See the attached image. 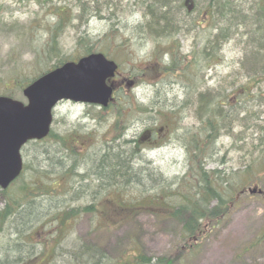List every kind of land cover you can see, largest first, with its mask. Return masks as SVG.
I'll return each instance as SVG.
<instances>
[{
    "label": "rangeland",
    "instance_id": "1",
    "mask_svg": "<svg viewBox=\"0 0 264 264\" xmlns=\"http://www.w3.org/2000/svg\"><path fill=\"white\" fill-rule=\"evenodd\" d=\"M102 1L98 0L102 6L95 14L89 6L87 10L83 6L86 11L82 12L75 0H0V95L8 93L14 99L25 102L22 90L32 79L62 59H77L82 55V49L92 44L120 66V74L112 83L118 88L123 86L124 91L118 89L117 96L122 97L120 91H123L125 98L105 109L61 101L53 110L52 131L65 137L76 150L78 156H71L69 160L70 164L73 159L77 161L79 171L84 167L83 153L88 155L87 159L90 157L92 163L93 153L112 137L132 136L135 131L142 133L140 137L145 135V138L139 140L145 149L141 156L147 161V166L142 163V167L158 172L148 173L146 178L149 183L183 176L187 171L186 153L179 136H182V127H188L191 132H194L192 128L197 129L198 136L200 125L195 118L197 105L194 107L191 102L192 91L236 92L237 97L241 98L244 92L251 91L254 97L261 96L262 100L256 98L257 103L254 104L251 94H244L248 110L241 122L244 127L237 123L232 135L226 130L222 131L215 142V149L209 151V159L219 160L223 156L227 160L224 166L218 167L233 178L235 203L230 205L228 213L214 229H206L198 244H193L192 252L184 255L178 264H264V199L255 194L259 189L264 192V173H252L253 178L249 182L245 177L238 180L239 175L235 174L251 162V157L256 156L252 151L254 138H258L259 131L263 129L256 118L261 116L260 121L264 122V80L249 81L248 76H241V71L231 74L232 67L246 56L242 45L245 39L243 28L240 29L239 38L222 41L217 46L211 45L210 54L215 52L217 56L204 62L201 51L213 35V19L208 13L198 15V0H187L181 9L178 26L172 25L174 30L169 32H172L170 36L159 37L149 33L142 24L147 21L144 14L147 0H113L110 8H105ZM82 2L88 4L87 0ZM59 7H63L64 12L55 15L54 11ZM77 15L83 18L82 22L73 19ZM80 37L82 40L78 43ZM194 47L198 51L197 64L196 67L190 66L187 74L189 80L175 75L176 72L165 73L163 68L172 62L171 55L177 60H183L187 55L192 60L190 56ZM181 68H184L183 64L179 66ZM156 92L162 99L154 96ZM164 96L165 102L172 103L174 108L175 105L176 108L180 106L181 112L179 108L175 112L170 107L173 114H161L157 125L148 128L162 126L165 127L164 131L152 138L150 130H142L141 123L149 119L151 102L162 103ZM129 99L138 104L137 111L131 112L128 107L122 111L118 108L126 105ZM162 109L168 110L165 106ZM127 125L130 127L128 132L120 130ZM242 130L248 139L246 145L239 144L233 138V135L238 138ZM53 140L48 138L45 145L29 143L24 146L23 160L30 165V172L39 169L36 166L38 162L43 169L58 168V158L54 157L57 147ZM44 150L48 154H41ZM63 157L66 161V157ZM216 164L210 160L207 167L211 169ZM40 171L43 172L37 173H46L45 179L35 172L24 173L25 185H30L32 178L37 183L49 181L55 189L52 194L57 201L51 199L50 194H41L36 198L40 203L33 209L27 208L26 214L38 220L30 227L26 239L31 242L28 245L34 252L16 264H68L76 259L82 244L98 248L96 257L100 259V264H135L139 254L152 257L154 262L158 257L175 256L179 250L191 247L184 244L179 236L180 227L174 220L131 209L129 200L145 191L140 192L132 187L126 192L106 188L99 194L79 199L76 194L74 197L72 192L67 193L71 186L78 185L77 176L71 180L64 173L54 175L50 174L53 173L51 170ZM83 183L95 186L92 179ZM13 188L11 186L10 189ZM253 189H257L255 193ZM95 195H98L94 199L95 212H80L72 219H65L61 227L54 225L56 221L53 217L59 211L78 210ZM57 202L63 206L59 207ZM57 230L58 233L64 231L59 234L63 240L58 245ZM5 237L0 236V249ZM35 253H38L36 257ZM93 262L90 259L88 264Z\"/></svg>",
    "mask_w": 264,
    "mask_h": 264
},
{
    "label": "trees",
    "instance_id": "2",
    "mask_svg": "<svg viewBox=\"0 0 264 264\" xmlns=\"http://www.w3.org/2000/svg\"><path fill=\"white\" fill-rule=\"evenodd\" d=\"M37 1L39 2V0ZM82 1L83 0H75V4L81 6L82 12L86 11V7L89 6L92 12L96 14L97 10H100L99 8L102 6L99 4L98 0H87L88 4ZM101 3L105 4V8H110L113 0H103ZM186 3L187 0H147V9L144 13L147 21L142 24H144L148 32L152 35L159 37L168 34L170 36L172 32H169L174 30L172 25L178 26L181 9H183V5L185 6ZM198 4V15H200V13H208L210 19H213V35L207 40L201 51V59L204 62L207 60L209 62V60H213L217 56L215 52L210 54L211 45L213 47L223 43L222 41L239 38L238 34L240 33V29L243 28L242 32L244 33L245 39L242 45L246 51L245 58L248 60L247 63H251V68H264V60L261 61V59H264V0H198ZM63 7L55 9V15H59V12L64 10ZM69 10L72 12V9ZM73 19L78 20V22L83 21V18L79 15L75 16ZM142 24H140V26H142ZM81 40V37L78 38V43H80ZM98 51L99 50L92 44H87L82 49V55ZM69 60L68 58L62 59L52 65L51 69ZM171 60L172 62L163 68L165 73L172 74L176 72L175 75H181L183 79L189 80L187 74L191 65L187 55L183 57V60H177L176 57L171 55ZM182 64L184 68L180 70L179 66ZM48 70L49 69L41 72L39 75H42ZM156 88L158 89V87ZM118 89L124 91L122 87ZM123 91H120L122 97L118 96V98H116L119 102L120 99L125 98V93ZM224 93L225 91L219 90L213 92L209 90L205 92L198 91L199 100L196 109L197 120L200 125L198 136L197 138L193 137L188 127L181 128L183 132L181 133L182 136H179V138H181L186 153L187 171L183 176H176L172 179L160 178L161 180H159V182H153V180L149 183L146 178L149 176L148 173L158 172L155 170L149 171L142 167V163L145 164L147 161L141 156L145 148L141 146L142 144L139 140L142 133H137V131H135L132 136L117 135L107 140L99 151L93 153L92 163L90 157L87 159L88 155L83 153L82 164L84 167L82 171L78 170L79 166H77V161L75 159H73V162L70 164L69 158L71 156L77 157L78 155L76 150L71 147L67 139L62 135H56L51 130L46 139L28 142L27 144L33 143L39 146L45 145L48 138H54L52 142L57 147V151L53 153L55 155L54 157L58 158V165L56 166L58 168L43 169V165L38 162L36 166L39 167V169H34L33 172H30V165L24 162L23 173L11 184V186L15 188L10 189V186L7 190L0 189V233L11 223L14 225L22 223V225L25 224L31 227L38 222L37 219L29 217L26 211L27 208L30 207L33 209L40 203L36 198L40 197L41 194H50L49 197L56 200L55 195L52 194L55 192V189L51 187L49 181L37 183L34 182L32 178L30 185L27 183V185H25L23 181L24 173L35 172L41 179H45L44 176L46 173L37 172H43L40 171L41 169L46 172L51 170L53 173L50 174L59 175L60 173H64L68 177H71V180L75 176L78 177V185L76 187L71 186V189L67 190V193L72 192L73 196L75 197L76 194V198L79 199L90 194H99V191H106L109 188L126 192V190L132 187L133 189H138L140 192L145 191L141 195L138 194L133 196V198L129 200L131 209L136 210L135 212L142 210L151 212L156 216H167L174 220L180 227L179 236L184 244L186 247H191L187 250H179L178 254L175 256L158 257L154 262H152V257L139 254L136 256L135 264H178L180 260L184 258V255H188L192 252L193 244H195V246L198 244V240L203 237V233L206 229L209 227L210 229H214L215 226L220 223L221 218L228 213L230 205L235 203L232 186L233 178L230 174H226L218 167L220 165L224 166L226 162L225 159H223V156L219 160L214 158L209 159L211 156L209 151L215 149V142L221 136V132L224 130L230 132V128L225 123L224 111H222V101L225 99ZM6 95L11 96L8 93H6ZM154 96L157 99H162V97H159L158 92H156ZM116 100L114 102H117ZM165 100L166 97L164 96V102L162 103L155 104L151 102L152 107H149L150 109L148 110L150 114L149 119L141 123L143 126L142 130H150L151 137L155 138L156 135L164 131L165 127L162 126L148 128L150 125H157V121L161 114H165L164 112H173L172 109L169 110L170 107L174 110L179 108L181 112L180 106L176 108L175 105L174 108L172 103H167ZM109 105H112V103L110 102ZM163 106L168 110H163ZM126 107H128L131 112L138 110V104L132 102L130 99L126 105L119 106L118 108L122 111L125 110ZM129 128V125H127L120 130L128 132ZM174 132H176V127H174ZM144 138L145 135L141 139ZM41 154H48V151L44 150ZM63 156L66 157V161ZM251 158L250 164L254 163L264 166V158ZM210 160L217 162L211 169L207 167V163ZM145 166L147 165L145 164ZM237 171L239 172L235 174L239 175L238 180L242 177H245L248 182L252 180L253 174L251 172L248 173L242 169ZM90 179L95 182V186L91 183H83L88 182ZM90 187H92V189H90ZM63 194L66 195V192L63 191ZM97 196L98 195L91 196L89 198V203L78 210L67 209L59 211L58 214L53 217L54 221H56L54 225L59 228L65 224V219H72L79 215L80 212H95L96 207L94 199ZM57 204L59 207L63 206L58 202ZM63 232V230H60L59 233L58 230L55 231L57 235L56 238L59 240L57 245L63 240L59 235L63 234ZM28 244L31 245V242H28ZM92 251H95V253H91ZM33 252V250H30L29 254ZM97 252L98 248L84 246L82 244L81 248L77 251L76 259H74L77 263L71 260L68 264H88L90 259L94 260L93 264H100V259L96 257ZM37 255L38 253L34 254L35 257ZM84 256L85 259L83 258Z\"/></svg>",
    "mask_w": 264,
    "mask_h": 264
},
{
    "label": "water",
    "instance_id": "3",
    "mask_svg": "<svg viewBox=\"0 0 264 264\" xmlns=\"http://www.w3.org/2000/svg\"><path fill=\"white\" fill-rule=\"evenodd\" d=\"M117 64L100 52L65 62L23 88L26 103L0 95V188L22 172V147L50 132L52 111L62 100L106 107L112 94L108 80ZM253 189L252 192H256ZM259 191H261L259 189Z\"/></svg>",
    "mask_w": 264,
    "mask_h": 264
},
{
    "label": "flooded vegetation",
    "instance_id": "4",
    "mask_svg": "<svg viewBox=\"0 0 264 264\" xmlns=\"http://www.w3.org/2000/svg\"><path fill=\"white\" fill-rule=\"evenodd\" d=\"M191 53L192 54L190 57L193 58L192 59L193 61L190 60V65L192 67H196L197 55H198V51H197L196 47H194L192 49ZM104 54L106 55L107 58H109L106 53H104ZM77 60H78V57H77V59H74L73 61H77ZM247 61L248 60L244 57L240 58L238 60V62L236 63V66L232 67L231 74L233 75V73H237V71H241L242 72L241 76H248L249 81H258L259 82V81L264 80V68H251L250 67L251 63H247ZM119 69H120V66L118 65V68H117L114 76L109 79V84H111V86L113 87V95H112L111 100H110L111 103H114L116 98H118V96H117L118 87H115V84H113L112 81L120 74ZM182 69L183 68H181V70ZM121 87H123V86L121 85ZM245 93L247 95L251 94L254 104L257 103V99H258V101L262 100V97L259 95L254 97L253 92H251V91H246V92H244V94ZM235 94H236V92L233 94L224 93L225 99L222 101V111H224V114H225V123L230 128V132H229V133H231L230 135H232V131L234 130V127L236 126L237 123H240V125H239L240 127H242V128L244 127V125H241V122L244 121V114H245V112L248 111L246 109V106H245V102H246L245 95L243 94L242 98H241V96L237 97L238 94H236V98H235ZM232 96H234V98ZM119 97H121V96H119ZM198 100H199L198 91H192L191 102L193 103L194 107H196V105L198 107ZM195 118L197 120V114L195 115ZM256 120H259V122H261L260 124H261L263 129L259 131L260 135L258 136V138H254L255 142L252 139H250L251 141L254 142L253 143L254 147H253L252 151H254V154L256 155L255 157L264 158V132H263L264 122L260 121L261 116L256 118ZM229 124H230V126H229ZM255 127H258V125H255ZM192 130H194V132H192L193 137L197 138V131H196L197 129L192 128ZM243 132L244 131L242 130L239 133L238 138H236L235 135H233V138H235V140H237L239 144L246 145L248 143V139L245 138ZM152 138H154V137H152ZM259 153H260V155H259ZM225 161L227 162L226 159H225ZM250 163L248 162V164L246 166H242V170H245V172L247 171L248 173L249 172H251V173H264V166L256 165L254 163L250 164ZM255 194L260 195L264 199V192L263 191L257 192Z\"/></svg>",
    "mask_w": 264,
    "mask_h": 264
},
{
    "label": "bare ground",
    "instance_id": "5",
    "mask_svg": "<svg viewBox=\"0 0 264 264\" xmlns=\"http://www.w3.org/2000/svg\"><path fill=\"white\" fill-rule=\"evenodd\" d=\"M29 230L30 227L25 224L11 223L0 233V236H6L0 249V264H16L27 258L30 253V246L26 241ZM73 261L77 263L74 259Z\"/></svg>",
    "mask_w": 264,
    "mask_h": 264
}]
</instances>
